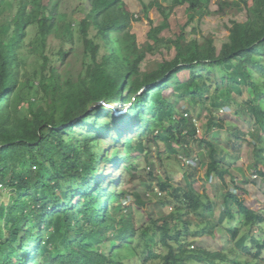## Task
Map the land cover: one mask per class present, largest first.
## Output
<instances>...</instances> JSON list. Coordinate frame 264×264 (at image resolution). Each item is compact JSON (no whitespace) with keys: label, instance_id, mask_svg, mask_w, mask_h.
<instances>
[{"label":"trees","instance_id":"trees-1","mask_svg":"<svg viewBox=\"0 0 264 264\" xmlns=\"http://www.w3.org/2000/svg\"><path fill=\"white\" fill-rule=\"evenodd\" d=\"M139 1L146 15L157 8L164 16V21L152 26L148 33L152 43L140 45L133 32V13L125 0H90V9L79 22L85 52L91 60L86 75L77 82H62L58 61L64 62L71 48H61L54 58L45 55L43 70L49 73L43 71L38 83L45 92V104L35 109L31 100L29 113L21 116L22 101L15 94L26 62L20 49L27 28L38 25L40 47L45 46L54 27L57 34L64 36H72L73 28L63 15L47 10L42 0L31 11L27 9L28 0H21L12 17L5 14L0 0V185L6 183L17 193L10 204L0 203V264H141L134 259L135 254L130 259H120L105 247L114 244L111 252L132 248L138 234L147 241L145 261H231L222 251L195 248L188 241L192 235L214 237L218 226L212 216L217 205L196 188L195 172L185 175L184 188L155 177L162 192L172 190L175 210L161 223L145 227L138 222L131 204L121 209L111 204L113 196L121 202L124 196L117 183L112 186L108 181L103 186L101 164L107 161L119 167L124 163L130 170L133 156L146 151L144 137L178 146L175 150L181 152L179 156H190L187 146L199 135V128L187 106L177 109L180 98L203 106L209 116L208 133L223 128L224 122L217 114L233 107L240 110L241 116L249 115L253 127L264 131V0L219 3L221 10L236 7L237 13L246 14L244 21L231 20L228 39L220 49L213 39L200 44L196 39L187 41L184 33L176 38L160 37L170 26L171 11L166 12L167 7L156 0ZM210 2L172 0L170 10L186 7L193 20L196 14L207 13ZM162 44L169 49L175 47V57L143 68L148 53ZM254 72L261 77L255 78ZM212 84L214 93L210 91ZM36 88L37 85L30 84L28 90ZM235 93L242 100H237ZM102 101L125 104V122L137 126L139 138L127 143L124 154L118 145L113 154L107 151L103 155L102 135L110 133L109 118L114 114ZM94 104L100 107L92 109ZM86 126L89 130L84 135ZM231 128L236 139L245 137L239 128ZM128 131L126 125L124 133ZM117 136L115 141L119 144L121 135ZM200 140L209 149L205 178L224 184V215L231 223L236 221L228 228L236 239L239 226L263 224L264 215L248 205L236 188L226 184V177L231 175L230 165L225 163L226 156L230 161V150L213 141ZM254 172L258 177L259 173L264 175L260 169ZM150 188L155 192L152 185ZM133 195L139 206L146 205L140 193ZM193 214L199 217L198 225L191 217ZM251 239V243L263 247L261 239ZM242 243L248 250L246 242ZM232 262L240 263L237 259Z\"/></svg>","mask_w":264,"mask_h":264},{"label":"rangeland","instance_id":"rangeland-1","mask_svg":"<svg viewBox=\"0 0 264 264\" xmlns=\"http://www.w3.org/2000/svg\"><path fill=\"white\" fill-rule=\"evenodd\" d=\"M20 1L1 0V7H5V14L12 17L17 12ZM125 1L133 13L135 20L132 22L133 32L137 35L140 45L144 46L152 43V40L148 37V33L152 26L160 25L164 21V16L157 8L150 10L149 16L146 15L143 4L139 0ZM151 1L154 0H144L145 3H150ZM156 1H159L167 7L166 12L171 11L169 19L170 26L160 35V37L167 39L176 38L184 33L187 41L196 39L200 44H206L209 39H213L217 49H220L222 44L228 39L231 20L244 21L246 19V14L244 12L237 13L236 7H225L224 10H221L219 3L223 0H211L207 13L203 16L198 13L193 20H190L186 7H178L170 10L172 0ZM11 2L14 4L13 6H11ZM42 2L47 7V10H53L56 14L63 15L65 21L68 24L71 23L73 35L64 36L57 34L54 27L52 33L47 38L45 46L40 47L41 37L38 25L33 24L27 28L26 36L23 40L24 46L20 49V55L24 57L26 62L22 66L20 85L15 94V97L22 101L21 116H26L29 113V102L31 100H34L33 105L35 109L45 104V99L43 98L45 92L41 88L42 84H38L42 81L43 71L44 73H49L48 70H43L45 55L54 58V55L61 48L67 51L71 48V52H69L64 62L58 61L63 83L69 80L72 82L80 80L86 75V68L91 63L90 57L85 52L83 36L79 32L80 19L90 9V0H42ZM28 3L27 9L31 11L40 3V0H28ZM92 30L94 29L92 28ZM175 55V47L169 49L165 44L156 46L154 52L148 53L146 60L142 63V67L147 68L153 63L156 64L166 59H172ZM259 76L254 72L255 78ZM218 77L220 78L219 74ZM30 84L37 85V88L29 91ZM210 91L211 93L215 92V84L211 85ZM247 93L249 92L247 91ZM234 96L237 100H242L236 93ZM124 105L115 107L116 114L113 111L114 117L112 119L109 118L110 133L108 135H102L105 138L101 140L103 155L107 151L113 154L118 145L121 153L124 154L127 143H134L139 138L136 124L133 122L126 123V117L123 115L117 116V112L121 110L119 108H122ZM176 106L178 110L182 109L183 106H187L190 116L198 123L199 135L194 141L189 143L186 151L189 153L190 156L188 157L190 159L191 157H194V159L197 158L196 165L191 167L184 164L183 158L181 155L179 156L181 152L178 153L175 150L178 146H171L166 142L156 143L144 137L142 140L146 151L133 156V166L130 170L124 166V163L119 167L107 161L101 164L103 186L108 181L112 186L117 183V188L124 196L122 202L113 196L110 200L111 204L120 209L125 204H131L138 222L142 223V225L144 224L145 227L150 226L153 222L161 223L164 217L174 212L175 205L171 203L172 190L168 189V192H163L161 196L151 190L153 189L150 188L151 185L154 187V191L158 187L159 181L155 177L168 181L170 185L175 187L184 188L187 187V177L185 175L190 172H195L196 188L200 192L203 191L208 194L210 199L215 201L217 205L212 216L215 221H218V226L215 228L214 237L210 235H198L194 238L193 235L189 236L188 241L192 243V247H204L211 251H222L223 254L229 255L231 261L236 259L240 261V263H231V261H228L226 264H264V223L251 224L245 227L243 225L239 226V236L233 239L234 237L228 230L231 227L229 226L231 222L224 215L223 199L226 189H224V184L219 180H206L205 172L209 162V149L206 143L202 144L200 140L213 141L219 144L222 149L230 150V161L226 156L225 163L228 162L227 164L230 165L231 175L226 177V184L230 185L233 189L236 188V192L244 197L248 205L264 215V175L259 173V177L255 178L253 176L254 170L256 169L264 172V131L256 126L253 127V119L249 115H247V118L241 116L238 114L240 110L233 107L231 109H224L217 114L218 119L224 122L223 128H214L211 133H208L207 121L209 116L199 102L180 98ZM98 107H100L99 104H94L92 109ZM103 111L106 112L109 110L105 109ZM126 125L129 131L124 133V127ZM231 127L233 129L239 128L246 134V138L242 135L240 139H236V134L232 131ZM88 130V126L83 128L84 135ZM117 135H121L119 144L115 141L118 138ZM152 171L154 174L151 175ZM135 192L143 196V200L146 202L145 206H139L140 204L135 202L136 198L133 195ZM0 193V203H5L6 205L10 204L11 197L17 195L15 191L10 190V187L6 183L0 185ZM191 217L195 224L198 225L199 217H196L194 214ZM235 222L231 224L235 225ZM253 237L261 239V244H263L262 248H259L257 244L251 243V238ZM146 242L143 235L138 234L134 239L132 248L128 249L124 247L120 251L114 250L111 252V248L115 246L114 244L108 243L105 247L107 252L112 253L116 258L124 259L128 257L130 259L135 254L134 259L136 261L137 259L140 260L139 263L141 262V264H159V260L145 261L148 252ZM242 242H246L248 250L244 249L245 244Z\"/></svg>","mask_w":264,"mask_h":264},{"label":"built area","instance_id":"built-area-1","mask_svg":"<svg viewBox=\"0 0 264 264\" xmlns=\"http://www.w3.org/2000/svg\"><path fill=\"white\" fill-rule=\"evenodd\" d=\"M221 111H223V110H221ZM196 125L198 126V123H196ZM199 128V127H198ZM200 131V130H199ZM181 157L183 158V160H184V164L185 165H188V166H194V165H196V163H197V158L196 159H194V157L192 158L191 157V159L188 157V156H184V155H181ZM255 178H257L258 177V174H257V172H254V175H253ZM2 185V184H1ZM157 190V191H156ZM155 193H158V195H162L163 194V192L160 190V188H158V187H156L155 188Z\"/></svg>","mask_w":264,"mask_h":264}]
</instances>
